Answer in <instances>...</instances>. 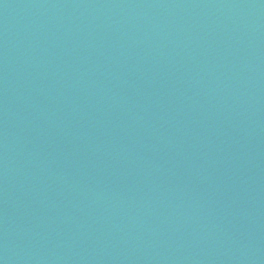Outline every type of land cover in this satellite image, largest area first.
Masks as SVG:
<instances>
[{"label": "water", "instance_id": "95a60500", "mask_svg": "<svg viewBox=\"0 0 264 264\" xmlns=\"http://www.w3.org/2000/svg\"><path fill=\"white\" fill-rule=\"evenodd\" d=\"M0 264H264V0H0Z\"/></svg>", "mask_w": 264, "mask_h": 264}]
</instances>
